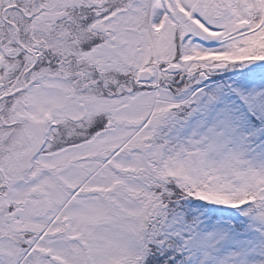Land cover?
Segmentation results:
<instances>
[{
	"label": "snow or ice",
	"instance_id": "obj_1",
	"mask_svg": "<svg viewBox=\"0 0 264 264\" xmlns=\"http://www.w3.org/2000/svg\"><path fill=\"white\" fill-rule=\"evenodd\" d=\"M0 264H264V0H0Z\"/></svg>",
	"mask_w": 264,
	"mask_h": 264
}]
</instances>
